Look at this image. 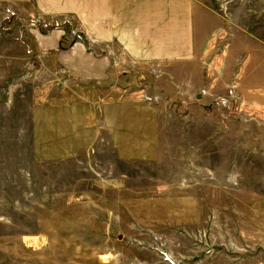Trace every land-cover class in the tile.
Instances as JSON below:
<instances>
[{"label": "rangeland", "instance_id": "374dc122", "mask_svg": "<svg viewBox=\"0 0 264 264\" xmlns=\"http://www.w3.org/2000/svg\"><path fill=\"white\" fill-rule=\"evenodd\" d=\"M195 2L200 56L113 55L161 109L160 158L75 161L38 158L32 108L83 93L50 53L96 50L72 15L0 1V264H264V0Z\"/></svg>", "mask_w": 264, "mask_h": 264}, {"label": "crops", "instance_id": "0c3cea01", "mask_svg": "<svg viewBox=\"0 0 264 264\" xmlns=\"http://www.w3.org/2000/svg\"><path fill=\"white\" fill-rule=\"evenodd\" d=\"M24 12L72 15L96 55L77 51L49 65L83 89L32 108L33 141L40 160L78 161L107 147L127 160L160 158L161 109L122 87L116 48L134 62L179 65L200 56L196 48L195 0H0ZM23 13V12H22ZM47 48L57 45L46 39ZM59 57V58H58ZM120 65V64H119ZM62 66V67H61ZM50 98V97H49Z\"/></svg>", "mask_w": 264, "mask_h": 264}]
</instances>
